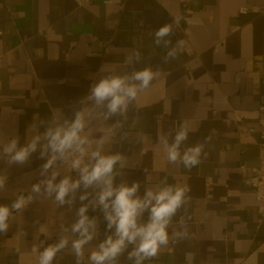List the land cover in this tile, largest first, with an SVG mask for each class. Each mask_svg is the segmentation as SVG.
<instances>
[{"label": "crops", "instance_id": "crops-1", "mask_svg": "<svg viewBox=\"0 0 264 264\" xmlns=\"http://www.w3.org/2000/svg\"><path fill=\"white\" fill-rule=\"evenodd\" d=\"M166 24L171 31L156 37ZM146 67L158 75L126 112L108 115L107 102L86 98L101 78ZM76 111L85 123L80 135L92 138L94 151L121 155L116 184L138 181L142 195L166 178L190 189L168 228V245L144 264H264V214L249 183L262 158L264 0H0V205L23 192L35 196L24 209H10L0 264H39L44 248L64 237L68 244L52 264H77L72 225L99 189L81 183L71 204L72 192L64 204L56 201L47 191L50 170L42 168L43 137L24 164H10L3 153L13 139L25 145L41 119L68 127ZM182 127L188 138L181 155L202 146L190 169L169 162L164 146ZM86 191L92 194L81 201ZM101 208L89 205L98 235L79 264H92L91 251L108 234ZM132 247L114 264H134L127 259Z\"/></svg>", "mask_w": 264, "mask_h": 264}, {"label": "clouds", "instance_id": "clouds-1", "mask_svg": "<svg viewBox=\"0 0 264 264\" xmlns=\"http://www.w3.org/2000/svg\"><path fill=\"white\" fill-rule=\"evenodd\" d=\"M176 23H179L177 18ZM171 31V25L166 24L160 27L155 35L164 37ZM183 44L184 41H180ZM171 55V53H169ZM158 75L151 68L146 67L134 71L129 75H109L101 78L90 86L87 99H93L96 106H104L108 109V115L118 112H126L130 101L136 100L138 93L148 89L151 81ZM130 81H139V84L130 83ZM107 118V116L105 117ZM67 124V121H65ZM49 121L41 119L38 125L33 126L37 132L25 145H19L18 139H13L3 149L4 155L9 157L10 164H24L28 161L31 153L37 148V142L43 137L48 143L41 152V157L50 147L54 153L42 168L47 171L52 168L57 160L56 153L60 158L67 159L66 153L69 149L79 153L71 162V169L79 173V178L73 180L70 176H65L58 184H53L58 172L53 171L51 179L47 180V191L51 194L56 192L55 200L60 204L66 202L65 198L70 192L73 193L72 199L75 200V190L81 186L85 189H99L96 197L83 204L78 209V220L72 225V232L78 233L79 238L72 242L77 264L84 256V246L89 244L98 235L99 217L89 219L86 214L89 205L95 210L98 206L103 218L106 221V233L103 240L97 245L96 249L91 251L88 259L92 264H114L118 257L122 256L127 250L128 245H132V250L127 252V259L134 260V264H144L147 259L154 258L160 252L161 246H167L169 243L168 228L172 223V218L176 215L181 206L190 200L185 193L190 191L187 185L173 186L167 184L166 178L161 181L163 187L157 189H145L140 194V183L133 181L115 183L117 173L114 172L115 166L121 161L120 154L102 155L100 150L92 151L90 160L93 163H85L84 156L88 155L83 145L88 143L87 137H81L80 133L85 128L82 111H76L75 120L68 127L57 125L55 128L48 126ZM39 127H45L46 131L39 133ZM188 138V132L181 128L174 137L173 142L169 145L167 140L164 146L167 151V159L171 163L182 161L186 168H191L200 163L199 156L202 149L201 145L188 147L181 155L180 145L182 141ZM99 144H103L101 139ZM75 146V147H74ZM0 187L3 182L0 181ZM33 192L40 191V184L32 186ZM92 193L85 192L79 199L84 201ZM32 200L31 196L25 198L18 197L10 206L0 205V231L8 228L6 221L10 216V209L20 210ZM145 214L147 217L145 219ZM183 223V220H181ZM92 229V231H90ZM177 235H179L177 233ZM68 244L66 237L61 238L59 243L50 244L40 253L39 264H52L57 253L64 249Z\"/></svg>", "mask_w": 264, "mask_h": 264}, {"label": "built area", "instance_id": "built-area-1", "mask_svg": "<svg viewBox=\"0 0 264 264\" xmlns=\"http://www.w3.org/2000/svg\"><path fill=\"white\" fill-rule=\"evenodd\" d=\"M248 10H249V8L246 6H242L240 8L241 13H246V12H248ZM262 123L264 124V119H262ZM251 131H252V128H250L248 130V132H251ZM261 139L262 140L260 141V144H259L261 151H262L261 162L258 166L253 168V176L250 179L249 183L251 185H253L255 188V199L258 202V211L261 214H264V130H262V132H261ZM87 140H88V143L83 145V147L88 152V155L84 156V162L85 163H91L90 154L92 151H94V143H93V140L90 136H87ZM53 154L54 153L52 152V149L49 147L47 149V151L44 153L43 158L46 161H48ZM55 155H57L58 158H57L56 162L54 163L53 167L49 168L51 177H52L53 171H56L59 173V175H57L55 179L61 180L65 176H70L73 180L78 179L79 173L75 170H72L70 166H71L72 160H74L77 156H79V153L74 151V149L67 150V153H66L67 159L66 160L63 158H60L58 153H56ZM20 196H24L25 198H27L28 196L32 197V200L30 202H28L25 207L29 206L35 198L34 195L27 194L24 192L18 194L17 198ZM24 208H22V209H24ZM22 209H20V210H22Z\"/></svg>", "mask_w": 264, "mask_h": 264}]
</instances>
